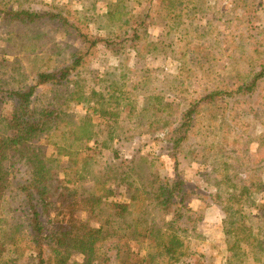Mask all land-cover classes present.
<instances>
[{
  "label": "rangeland",
  "instance_id": "obj_1",
  "mask_svg": "<svg viewBox=\"0 0 264 264\" xmlns=\"http://www.w3.org/2000/svg\"><path fill=\"white\" fill-rule=\"evenodd\" d=\"M0 9L61 12L83 33L114 42H101L83 56L79 76L73 78L79 88L106 98L115 90L121 97L118 106L108 105L110 116L90 100L71 101L67 108L95 123L100 142L95 153L101 149L106 161L116 150L117 164L126 165L119 172L126 173L128 162L136 161L135 172L144 179L152 173L170 178L176 165L197 220L196 229L189 231L191 256L186 264H264V74L245 92L264 71V0H0ZM1 21L0 85L7 88L29 85L35 73L70 64L82 48L57 22ZM137 33L145 43L140 55ZM212 91L219 93L215 106L199 109L173 155L181 114ZM48 95L49 87L42 88L38 99ZM148 96L160 98L163 105L155 107L168 105L167 117L145 115ZM7 109L0 95V111ZM165 121L169 124L163 126ZM105 141L104 150L100 146ZM34 144L48 155L56 152L49 135ZM75 162L80 168L79 158ZM108 178L116 187V177ZM123 187L110 199H123ZM225 210L229 220L241 222L245 230L225 224ZM225 227L232 229L230 236ZM109 249L108 264H117L116 251ZM29 254L27 249L21 264Z\"/></svg>",
  "mask_w": 264,
  "mask_h": 264
},
{
  "label": "trees",
  "instance_id": "obj_2",
  "mask_svg": "<svg viewBox=\"0 0 264 264\" xmlns=\"http://www.w3.org/2000/svg\"><path fill=\"white\" fill-rule=\"evenodd\" d=\"M0 19L2 24L57 22L82 46L74 52L70 64L35 73L29 85H0V95L9 104V110L0 111V264H21L27 249L29 258L23 264H108L109 248L116 251L117 264H186L191 256L189 231L196 229L197 220L187 204L184 180L176 165L170 178L152 173L150 179H144L135 172L136 161L128 162L126 173L119 172L120 166L126 165L117 164L116 150L106 161L101 149L95 153V146L100 144L95 123L88 115L78 117L67 110L71 101L82 104L90 100L110 116L108 105L118 106L121 97L115 90L106 98L101 92L79 88L73 78L79 76L83 56L101 42H114L83 33L61 12L0 9ZM137 38L135 48L140 55L145 43L138 33ZM263 74V70L258 72L246 86V93ZM47 87L49 95L40 101L38 93ZM218 95L212 91L183 111L175 131L173 155L186 139L199 109L214 107ZM156 104L163 105L160 98L150 96L142 111L148 117H167L168 105L160 108ZM168 124L165 121L163 126ZM61 125L64 129L58 130ZM48 135L56 147L50 155L34 144ZM106 146L105 141L100 148L105 150ZM109 174L116 177V187L108 184ZM89 180L90 186L84 188ZM122 185L124 198L110 199ZM225 213V224L245 230L246 226L229 220L231 215ZM228 229L225 234L230 236L232 229ZM73 255L80 260H73Z\"/></svg>",
  "mask_w": 264,
  "mask_h": 264
}]
</instances>
